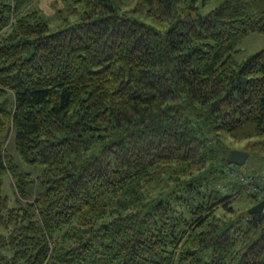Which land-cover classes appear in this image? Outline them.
I'll list each match as a JSON object with an SVG mask.
<instances>
[{
	"label": "trees",
	"instance_id": "obj_1",
	"mask_svg": "<svg viewBox=\"0 0 264 264\" xmlns=\"http://www.w3.org/2000/svg\"><path fill=\"white\" fill-rule=\"evenodd\" d=\"M32 1L0 0V264H264L218 140L264 143V0H67L54 31Z\"/></svg>",
	"mask_w": 264,
	"mask_h": 264
},
{
	"label": "rangeland",
	"instance_id": "obj_2",
	"mask_svg": "<svg viewBox=\"0 0 264 264\" xmlns=\"http://www.w3.org/2000/svg\"><path fill=\"white\" fill-rule=\"evenodd\" d=\"M138 1L139 0H123V7L125 10H130V14L134 18L149 23L152 22L146 13L133 11ZM219 3L220 0L210 1L204 6H201V12L205 13L209 9L217 6ZM31 7L40 10L42 16L48 23L49 31L57 30L58 28L63 27L66 23L78 21L80 18L79 12L82 10L80 3L67 0H33ZM237 48L240 49V53L237 56L238 59H243L249 54L264 48V35L257 32L249 33L238 43ZM262 139V136L235 139L225 130H221L218 137L220 144L227 146L229 149L248 152V158L242 168L245 172L250 173L259 183L264 182V143ZM228 174L230 175L229 171ZM217 187L224 188L222 183H217ZM3 192L8 196L10 203L13 204L15 191L11 179L8 177L4 178ZM247 204L248 201L243 195H241L234 203V207L241 209Z\"/></svg>",
	"mask_w": 264,
	"mask_h": 264
},
{
	"label": "built area",
	"instance_id": "obj_3",
	"mask_svg": "<svg viewBox=\"0 0 264 264\" xmlns=\"http://www.w3.org/2000/svg\"><path fill=\"white\" fill-rule=\"evenodd\" d=\"M228 171L230 175L238 178L247 187L248 191L255 192L258 196V201L264 200V186L257 182L250 173L245 172L242 167L236 165H230Z\"/></svg>",
	"mask_w": 264,
	"mask_h": 264
},
{
	"label": "water",
	"instance_id": "obj_4",
	"mask_svg": "<svg viewBox=\"0 0 264 264\" xmlns=\"http://www.w3.org/2000/svg\"><path fill=\"white\" fill-rule=\"evenodd\" d=\"M248 152L243 150L230 149L226 155V161L230 164L237 166H243L246 159L248 158ZM264 210V200H260L255 204L251 205L247 212L249 214L259 213Z\"/></svg>",
	"mask_w": 264,
	"mask_h": 264
}]
</instances>
